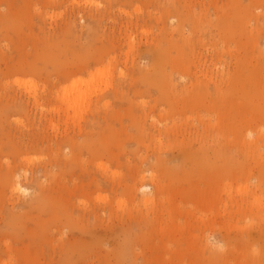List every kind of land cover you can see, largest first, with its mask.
I'll list each match as a JSON object with an SVG mask.
<instances>
[{"label":"rangeland","instance_id":"374dc122","mask_svg":"<svg viewBox=\"0 0 264 264\" xmlns=\"http://www.w3.org/2000/svg\"><path fill=\"white\" fill-rule=\"evenodd\" d=\"M260 127L264 0H0V264H264Z\"/></svg>","mask_w":264,"mask_h":264},{"label":"bare ground","instance_id":"6f19581e","mask_svg":"<svg viewBox=\"0 0 264 264\" xmlns=\"http://www.w3.org/2000/svg\"><path fill=\"white\" fill-rule=\"evenodd\" d=\"M187 25V24H186ZM148 56V55H147ZM70 71H72L73 72V70H70ZM224 71V70H223ZM221 73V72H220ZM223 74H224V72H223ZM260 76H261V74H260ZM210 77H212L213 78V76H210ZM222 77H223V75H222ZM205 78V77H204ZM211 79V78H210ZM212 80V79H211ZM220 85V84H219ZM32 91H30V93H31ZM29 93V92H28ZM35 93V92H34ZM87 92H79V95H80V97H84V96H86L87 94H86ZM181 93V92H180ZM204 93H205V91H204ZM30 95V94H29ZM184 95V94H183ZM32 96V95H31ZM35 96H36V93H35ZM63 97H65V96H63ZM21 98V97H20ZM30 97H28V99H29ZM22 99V98H21ZM26 99H27V97H26ZM33 99H35V101H33L34 103L33 104H35V102H36V104H38V99L35 97V98H33ZM81 99H79V98H77L76 100H75V102L78 104L79 103V101H80ZM28 104H29V102H28ZM163 109V108H162ZM221 109V108H220ZM244 111V110H243ZM41 117H39V119H40ZM53 118V117H52ZM55 118H57V117H55ZM67 118V117H66ZM70 118V117H69ZM155 119V118H154ZM153 119V120H154ZM215 119V118H214ZM50 120V119H49ZM79 119H77V121H78ZM160 120V119H159ZM191 120V119H190ZM211 120H213V119H211ZM238 120V119H237ZM51 122H53L52 120H50ZM49 121V122H50ZM76 121V122H77ZM60 122V121H59ZM235 122H236V120H235ZM238 122V121H237ZM76 124V123H75ZM77 124H78V122H77ZM55 125H57L56 123H55ZM59 125V124H58ZM81 125H82V123H81ZM67 127V126H66ZM55 128V127H54ZM69 128V127H68ZM79 128H80V126H79ZM79 128L77 129V130H79ZM244 129H246V127H244ZM64 131H66V129H64ZM68 131V130H67ZM52 132V131H51ZM56 132V131H55ZM60 133V132H59ZM65 133V132H64ZM204 133V132H203ZM253 133L255 134V137H253ZM57 134V133H56ZM81 134V133H80ZM55 135V134H54ZM56 136V135H55ZM252 138V139H251ZM183 139V138H182ZM242 143H243V146H245L246 148H252V149H258V150H260L262 147L264 148V130L260 127L258 130H255L254 132H252V131H249L248 133H246L245 134V136L243 137L242 136ZM239 141H240V139H239ZM161 142V141H160ZM190 146V145H189ZM161 150V149H160ZM264 150V149H263ZM69 152V151H68ZM259 152V151H258ZM188 154V153H187ZM190 155V154H189ZM161 158H163V157H161ZM187 160L188 159H190L191 158V156H187L186 155V157H185ZM196 161V160H195ZM152 176V175H151ZM152 180H153V178H152ZM230 184V183H229ZM248 185H250V184H248ZM247 185V186H248ZM243 186V185H242ZM246 186V185H245ZM143 187V189H147V187L146 186H142ZM158 187V186H157ZM244 187V186H243ZM238 188L237 190L241 193H245L246 192V187L245 188ZM11 190H12V192H21V191H27V190H25L23 187H22V184H21V182H20V180L18 179V178H16V181H14L13 183H12V185H11ZM229 188V187H228ZM247 188H249V186L247 187ZM252 188V187H251ZM250 189V188H249ZM249 189H248V191H249ZM247 191V192H248ZM228 192V191H227ZM247 192H246V195H247ZM238 194V193H237ZM251 194V193H250ZM243 195V194H242ZM245 195V194H244ZM227 196V195H226ZM210 196H208V198H209ZM244 198H245V196H243ZM228 198H229V196H228ZM256 198H257V196H256ZM260 199H262V198H259V200ZM243 200H245V199H243ZM258 200V199H257ZM152 201V199L151 198H146L145 199V203L146 204H148L149 202H151ZM236 201V200H235ZM248 201H250V200H248ZM17 202V201H16ZM241 202H242V200H241ZM256 202V201H255ZM240 203V202H239ZM212 204V203H211ZM257 204H258V202H257ZM262 204V203H261ZM225 205V204H224ZM248 205V204H247ZM212 206H213V204H212ZM225 207H227V205H225ZM238 207V206H237ZM245 208V207H244ZM257 210H258V208H257ZM62 246H63V243L61 244ZM222 246V245H221ZM223 247V246H222ZM22 251V250H21ZM20 251V252H21ZM6 254H8V255H12V251H11V249H9V248H6Z\"/></svg>","mask_w":264,"mask_h":264}]
</instances>
